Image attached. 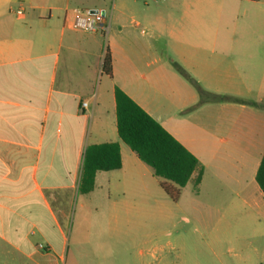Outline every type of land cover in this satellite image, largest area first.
Instances as JSON below:
<instances>
[{
	"label": "crops",
	"instance_id": "1",
	"mask_svg": "<svg viewBox=\"0 0 264 264\" xmlns=\"http://www.w3.org/2000/svg\"><path fill=\"white\" fill-rule=\"evenodd\" d=\"M243 1L163 0L141 22L124 2L110 11L100 0H0V264H82L86 213L150 194L153 169L117 140L116 87L198 160L177 203L187 192L191 211L264 213V29H237ZM249 2L243 17L264 24V2ZM78 11L106 13L111 33L112 76L97 94L105 30L76 29ZM106 143L120 145L122 168L79 194L86 149ZM95 194L104 205H75Z\"/></svg>",
	"mask_w": 264,
	"mask_h": 264
},
{
	"label": "rangeland",
	"instance_id": "2",
	"mask_svg": "<svg viewBox=\"0 0 264 264\" xmlns=\"http://www.w3.org/2000/svg\"><path fill=\"white\" fill-rule=\"evenodd\" d=\"M100 1L110 11L115 4L116 10H121V2H124L126 15L141 22L158 16L163 4V0ZM248 6L249 1L242 2L237 29L254 32L264 29L263 21H256L250 11L243 17ZM126 20L129 24L132 19ZM136 34L140 41L150 39V33L143 36L139 30ZM103 42L106 50L111 42L108 29L103 33ZM104 75H99L95 94L103 87ZM117 140L131 151L120 138ZM146 180L150 194L115 195L113 201L118 209L114 213H86L80 233L85 244L82 264H264V213L191 211L186 209L190 206L185 196L187 192L177 203L162 190V179L146 176ZM75 202V205L101 206L105 198L101 194L78 195ZM220 218H223L221 222ZM95 242L98 254L93 252Z\"/></svg>",
	"mask_w": 264,
	"mask_h": 264
},
{
	"label": "trees",
	"instance_id": "3",
	"mask_svg": "<svg viewBox=\"0 0 264 264\" xmlns=\"http://www.w3.org/2000/svg\"><path fill=\"white\" fill-rule=\"evenodd\" d=\"M102 73L112 76V58L108 47L105 50ZM213 99L217 102L227 100L217 96H213ZM115 101L120 140L136 153L144 164L153 169L157 178L178 188L171 189L165 184L161 185L170 199L178 202L179 189L185 188L190 182L199 168L198 160L118 87L115 89ZM121 168V148L118 143L89 146L84 155L79 194L89 195L94 191L98 172H111ZM200 181L201 174L197 184ZM257 182L264 193V157L257 174Z\"/></svg>",
	"mask_w": 264,
	"mask_h": 264
},
{
	"label": "built area",
	"instance_id": "4",
	"mask_svg": "<svg viewBox=\"0 0 264 264\" xmlns=\"http://www.w3.org/2000/svg\"><path fill=\"white\" fill-rule=\"evenodd\" d=\"M21 15V11L18 12ZM106 13L98 11V13L92 12H77L75 20V28L87 33L97 32L105 29ZM84 107H88V103L84 104Z\"/></svg>",
	"mask_w": 264,
	"mask_h": 264
},
{
	"label": "water",
	"instance_id": "5",
	"mask_svg": "<svg viewBox=\"0 0 264 264\" xmlns=\"http://www.w3.org/2000/svg\"><path fill=\"white\" fill-rule=\"evenodd\" d=\"M92 13H95L96 14V13H98V11H92Z\"/></svg>",
	"mask_w": 264,
	"mask_h": 264
}]
</instances>
